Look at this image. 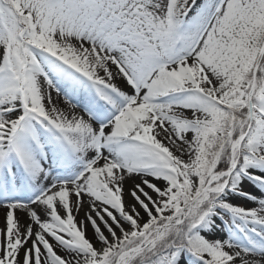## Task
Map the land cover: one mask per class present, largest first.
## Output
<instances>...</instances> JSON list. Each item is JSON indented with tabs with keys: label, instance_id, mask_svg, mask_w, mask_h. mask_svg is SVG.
<instances>
[{
	"label": "snow or ice",
	"instance_id": "1",
	"mask_svg": "<svg viewBox=\"0 0 264 264\" xmlns=\"http://www.w3.org/2000/svg\"><path fill=\"white\" fill-rule=\"evenodd\" d=\"M0 264H264V0H0Z\"/></svg>",
	"mask_w": 264,
	"mask_h": 264
}]
</instances>
